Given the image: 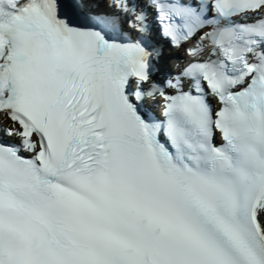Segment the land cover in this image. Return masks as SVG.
Here are the masks:
<instances>
[{"label":"snow or ice","instance_id":"1","mask_svg":"<svg viewBox=\"0 0 264 264\" xmlns=\"http://www.w3.org/2000/svg\"><path fill=\"white\" fill-rule=\"evenodd\" d=\"M0 264H264V0H0Z\"/></svg>","mask_w":264,"mask_h":264}]
</instances>
